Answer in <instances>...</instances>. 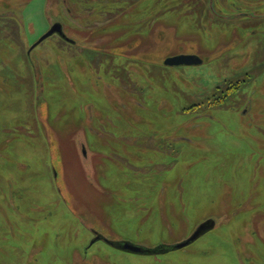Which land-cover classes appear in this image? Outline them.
<instances>
[{
  "label": "rangeland",
  "instance_id": "rangeland-1",
  "mask_svg": "<svg viewBox=\"0 0 264 264\" xmlns=\"http://www.w3.org/2000/svg\"><path fill=\"white\" fill-rule=\"evenodd\" d=\"M0 264H264V0H0Z\"/></svg>",
  "mask_w": 264,
  "mask_h": 264
},
{
  "label": "water",
  "instance_id": "water-1",
  "mask_svg": "<svg viewBox=\"0 0 264 264\" xmlns=\"http://www.w3.org/2000/svg\"><path fill=\"white\" fill-rule=\"evenodd\" d=\"M53 33H57L61 38L71 41V39L63 31L61 23L56 21V22H53L49 26L48 30L44 32L38 38V40L34 42L32 46H35L37 43L41 42L43 39H45L46 37L50 36ZM201 62H202L201 58L196 54L170 55V56H166L163 59V63L169 66L181 65V64H199ZM213 225H214V221L212 219H206L204 222L198 225L197 229L192 233V235L189 238L173 246L159 245L157 247L148 248V247H144L138 244H134L127 240H119V241L108 240V241L112 245L118 248H121L122 250L128 251V252L141 253V254H147V253L155 254V253L164 252L170 249H174V248L176 249V248L183 247L189 244L190 242H192L193 240H195L202 232L211 228ZM100 238H104V237L100 233H95V237L93 238L92 241L96 239H100Z\"/></svg>",
  "mask_w": 264,
  "mask_h": 264
},
{
  "label": "flooded vegetation",
  "instance_id": "flooded-vegetation-1",
  "mask_svg": "<svg viewBox=\"0 0 264 264\" xmlns=\"http://www.w3.org/2000/svg\"><path fill=\"white\" fill-rule=\"evenodd\" d=\"M54 22H56V21H54ZM53 23V22H52ZM61 25H62V29H63V24L61 23ZM70 38V37H69ZM71 39V38H70Z\"/></svg>",
  "mask_w": 264,
  "mask_h": 264
},
{
  "label": "crops",
  "instance_id": "crops-1",
  "mask_svg": "<svg viewBox=\"0 0 264 264\" xmlns=\"http://www.w3.org/2000/svg\"><path fill=\"white\" fill-rule=\"evenodd\" d=\"M98 233V232H97Z\"/></svg>",
  "mask_w": 264,
  "mask_h": 264
}]
</instances>
